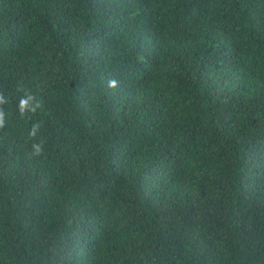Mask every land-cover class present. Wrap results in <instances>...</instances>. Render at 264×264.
<instances>
[{
    "label": "trees",
    "instance_id": "trees-1",
    "mask_svg": "<svg viewBox=\"0 0 264 264\" xmlns=\"http://www.w3.org/2000/svg\"><path fill=\"white\" fill-rule=\"evenodd\" d=\"M0 116V264H264V0H0Z\"/></svg>",
    "mask_w": 264,
    "mask_h": 264
},
{
    "label": "clouds",
    "instance_id": "clouds-1",
    "mask_svg": "<svg viewBox=\"0 0 264 264\" xmlns=\"http://www.w3.org/2000/svg\"><path fill=\"white\" fill-rule=\"evenodd\" d=\"M110 86H115V81H111L110 82ZM27 103V101L25 100H21L20 102V109H21V112L24 111V106L25 104ZM0 127H3V119H2V116H0ZM39 125H33V129L32 131L30 132V135L34 136L35 133H36V130L38 129ZM34 148L36 149V153L38 154L39 153V146L38 145H34Z\"/></svg>",
    "mask_w": 264,
    "mask_h": 264
}]
</instances>
